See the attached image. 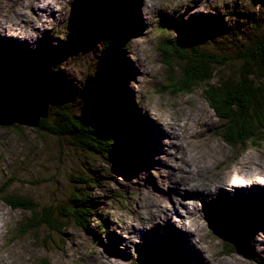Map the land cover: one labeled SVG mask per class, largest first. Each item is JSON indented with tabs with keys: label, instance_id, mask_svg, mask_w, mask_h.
Segmentation results:
<instances>
[{
	"label": "rangeland",
	"instance_id": "374dc122",
	"mask_svg": "<svg viewBox=\"0 0 264 264\" xmlns=\"http://www.w3.org/2000/svg\"><path fill=\"white\" fill-rule=\"evenodd\" d=\"M109 1L102 3L109 10L114 4L121 6L120 10L134 4L137 15L122 51L107 50L104 57L102 28L89 26L79 37L76 26L78 15L97 7L100 0H0V68L26 53L35 67L48 70L53 61L45 57L43 48H54L60 42L66 48L78 39L77 51L51 70L56 81L67 88L62 98L71 113L81 121L89 120L111 106L110 95L114 94L118 106L114 113L122 115L132 105L137 117L132 136L137 147L121 164L109 163L110 155L90 157L70 145L69 139L46 135L37 128L0 127V264H142L158 248L156 243L170 250L172 264H264V227L261 231L257 226L259 221L264 224V187L263 193L253 191L260 182L264 185V166H255L251 177L243 175L264 157V143L255 147L246 144L238 150L224 144L217 136L220 123L201 90L173 95L163 89L178 72L163 65L158 51L160 41L178 36L175 28L165 27L169 24L199 28L203 23L196 20L213 15L229 22L226 15L233 10L264 22V6L257 0ZM209 38L211 45L220 41ZM208 43L203 45L211 48ZM225 45L223 41L222 47ZM85 82L88 86L84 89ZM58 100L57 105L63 104ZM210 164L214 168H208ZM87 169L101 175L99 188L92 190L101 202L98 217L90 222L87 232L70 221L63 229L51 220L31 228L29 213L13 210L4 202L3 198L20 196L38 209L52 207L55 214L56 203L65 204L75 190L72 177L87 173ZM235 177L255 182L248 188L223 186ZM185 181L200 193L206 190L209 201L215 200L211 204L204 201L208 214H196L200 236L191 235L190 247L174 234L177 218L169 221L163 215L174 206L177 190ZM232 203H241L233 214L249 220L250 258L235 252L227 255L228 248L215 235L224 221V216L213 214L216 206L228 208ZM203 206L198 203L196 208ZM251 208L256 213H249ZM152 214V222L144 226L143 219ZM192 228L194 231L196 225ZM256 232L260 238L254 241ZM164 239L179 254L166 247Z\"/></svg>",
	"mask_w": 264,
	"mask_h": 264
},
{
	"label": "trees",
	"instance_id": "16d2710c",
	"mask_svg": "<svg viewBox=\"0 0 264 264\" xmlns=\"http://www.w3.org/2000/svg\"><path fill=\"white\" fill-rule=\"evenodd\" d=\"M257 1L264 6V0ZM132 5L120 10L121 6L114 4L109 10V7L98 3L97 7L86 10L84 15H78L80 19L76 22L79 37L89 26L101 27L106 41L104 57L108 51L118 49L121 52V45L134 31L133 19L137 8ZM73 18L75 21L76 17ZM226 18L235 22L231 24L223 16L213 15L206 20H196V23H203L199 28L194 25L182 29L177 22L169 24L165 27L175 28L178 36L173 40L160 41L158 51L163 65L178 72V77H170V82L163 89H169L173 95H191L194 90H201L209 109L220 123L217 136L232 150H238L246 144L255 147L264 143V22L234 10ZM208 37L220 41L211 45L206 40ZM223 41H226L224 48ZM204 42L211 48L203 45ZM63 43L54 48H43L45 57L53 61L48 70L35 67L28 61L26 53H22L15 63L2 66L0 91H5L6 87L48 97L49 114L39 122L38 132L59 139L67 138L70 145L90 157L110 155L109 163L116 161L121 164L137 147L132 137L137 122L136 108L131 105L122 115L114 113L118 106L115 95L111 94V106H106L109 108L100 111L98 116L85 121L74 116L62 98L67 88L56 81L51 70L57 68L62 58L77 51L79 41L73 40L66 48L62 47ZM84 85L85 89L88 82ZM58 99H62L63 104L57 105ZM100 178V173L93 169L73 176L71 180L75 190L65 204L56 203L55 214L52 207L38 209L20 196L3 199L11 209L30 214L31 228L47 225L51 220L56 228L63 229L70 221L73 226L87 232L90 222L98 217L101 202L93 196L92 190L99 188ZM229 212L230 208L223 210L219 217ZM217 234L221 238L218 229ZM222 244L228 248L227 255L234 253L229 244ZM151 255L147 257L148 262L142 264H172V259L162 251L153 250Z\"/></svg>",
	"mask_w": 264,
	"mask_h": 264
},
{
	"label": "water",
	"instance_id": "95a60500",
	"mask_svg": "<svg viewBox=\"0 0 264 264\" xmlns=\"http://www.w3.org/2000/svg\"><path fill=\"white\" fill-rule=\"evenodd\" d=\"M49 99L46 96L19 91H0V127L27 126L37 128L48 117ZM219 223L221 241L233 247L236 254L248 255L249 221L244 216L228 215ZM230 230V231H228ZM216 235V233H215ZM219 237V235H216Z\"/></svg>",
	"mask_w": 264,
	"mask_h": 264
},
{
	"label": "bare ground",
	"instance_id": "6f19581e",
	"mask_svg": "<svg viewBox=\"0 0 264 264\" xmlns=\"http://www.w3.org/2000/svg\"><path fill=\"white\" fill-rule=\"evenodd\" d=\"M105 2H110V1L109 0H100V3H103L104 4ZM258 165L264 166V157L262 159H259V161H257L253 165H251L249 168H247V170L243 173V175L246 176V177H251L252 174H253V171H254L255 166H258ZM208 168H214V167L211 166V164H210L208 166ZM230 172H232V171H230ZM246 177H235L233 179L232 178H229L228 180H226V183H228V184H225V185L223 184V186L239 187V188L245 187V188H248L250 185H253L254 184L255 180L251 181V180H248ZM262 185H263V182H260L259 185H258V187L253 188L254 193H257V194H259L261 192L263 193V187H264V185L263 186ZM207 190H209V189H207ZM209 191H211V190H209ZM218 191H220V190H218ZM206 192L207 191L204 190L203 192L200 193V190L199 189L193 188L189 183H187L185 181V183L184 184H181L180 185V188H178V190H177V193H176V202H175L174 206L171 207V209L170 208H167L166 210H164L165 213L163 215H167L168 220L171 219L172 217L177 218V220H174L173 221V226L174 227H177V231L174 230V234L177 235V237L179 238V240L182 243H186V246H188V247L191 246V240H190L191 235H193L194 237H197V238H199V236H200L199 235V230H198V227H197V225H199V224H197V222H196V219H197L196 214L197 213L198 214H201L202 212H204V210H205L204 208L207 206V204H211L212 202L215 201V200L209 201L208 200V197L206 195ZM172 200L167 201V202H171ZM205 200L207 201V204H205V202H204ZM198 203H203L205 206L201 207L200 209H197L196 206H197ZM229 208L230 207L226 208V207H224V205H220L219 208H217V210H215V212H213V214H216L217 218H220L219 217V214L223 210H226V209L228 210ZM235 208L239 209V207H235ZM235 208H233V210H235ZM253 208L249 209V213H256V212H253L252 211ZM212 209H213V207H212ZM172 211L174 212L173 214H171ZM135 212L138 214V211L137 210H135ZM151 212L153 213V211H150L148 213H151ZM203 214H208V213L207 212H204ZM229 214L230 213L223 214L222 216L226 217ZM241 214L245 215L244 213H241ZM203 216H207V215H203ZM153 218H154V214H152V217L151 218H149V216L147 215V217L145 219H143V225L146 226L148 223L152 222ZM159 222H160V225L163 224V221L162 220H159ZM165 223H167V221H165ZM194 224L196 225V228L193 231L192 226ZM257 226H258V229L262 231L263 230L262 227H264V224L261 221H259V223L257 224ZM155 228H156V226L153 227V232L154 231L156 232ZM249 228H250V226H249ZM190 231L191 232L193 231V232L190 233ZM163 238H166L165 237V233H164ZM259 238H260V235L256 232L255 233V236H253V240L254 241H257ZM164 240H166V239H164ZM156 244H159L158 248L156 249L157 251H162L164 254L168 255L171 259H173V257L169 253L170 250L168 252L166 250V248L164 246H162L160 243H156ZM137 246H135V247H137ZM150 246H152V245H150ZM145 247H149V246H145Z\"/></svg>",
	"mask_w": 264,
	"mask_h": 264
}]
</instances>
